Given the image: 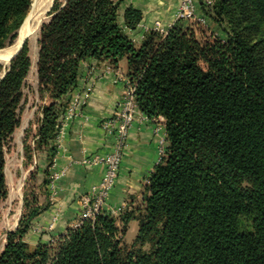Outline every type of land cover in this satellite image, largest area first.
Here are the masks:
<instances>
[{"label": "trees", "instance_id": "obj_1", "mask_svg": "<svg viewBox=\"0 0 264 264\" xmlns=\"http://www.w3.org/2000/svg\"><path fill=\"white\" fill-rule=\"evenodd\" d=\"M32 4L0 0V50L18 38ZM197 7L215 25L214 39L199 40L182 18L167 35L150 31L141 40L144 13L129 0H56L39 40L38 92L48 104L34 144L30 130L24 142L26 162L39 152L47 166L27 182L0 264H264V0H197ZM90 59L113 68L127 61L139 110L165 119L166 154L140 204L33 246L26 237L51 207L57 139ZM31 67L26 42L0 80V203ZM133 221L138 235L127 246Z\"/></svg>", "mask_w": 264, "mask_h": 264}, {"label": "crops", "instance_id": "obj_2", "mask_svg": "<svg viewBox=\"0 0 264 264\" xmlns=\"http://www.w3.org/2000/svg\"><path fill=\"white\" fill-rule=\"evenodd\" d=\"M129 2L144 13L140 26L142 29V25L152 27L156 22H161L166 27L173 25L177 21L181 0ZM126 80H129L126 60L120 62L119 68L94 59L82 63L79 82L71 96V104L78 102L77 114L70 119L65 114L56 143L58 152L51 168L52 183L49 186L51 207L34 221L26 237L31 245L49 241L55 244L79 222L85 198L90 196L92 188L101 181L104 174L102 166H85L80 163L89 156L112 152L115 140L104 130L103 122L113 117L119 109L126 92ZM25 103L26 100L23 101ZM33 115L37 121L33 122L32 117L27 118L26 125L21 129L25 136L29 130L34 137L37 134L39 107L33 110ZM146 117L137 116L130 128L119 178L104 212L121 214L144 199L150 175L160 162L161 140L167 137L165 119ZM16 132L18 129L14 135ZM25 136L21 142V169L26 173L24 183L21 184L22 191L31 174L39 169L44 170L47 166L46 154L39 152L34 154L31 162H26ZM34 137L29 138V144H34ZM56 175H60V178L53 179ZM21 207L23 209L24 202ZM20 217L21 215L16 219L15 227L6 231L4 244L7 242L8 232L18 228Z\"/></svg>", "mask_w": 264, "mask_h": 264}, {"label": "rangeland", "instance_id": "obj_3", "mask_svg": "<svg viewBox=\"0 0 264 264\" xmlns=\"http://www.w3.org/2000/svg\"><path fill=\"white\" fill-rule=\"evenodd\" d=\"M61 1H64V0H61ZM208 1L210 2L209 4L213 2V0H208ZM55 2L56 0H53V3L50 5V7H46L47 12L46 10L45 12L43 11V13L39 11L40 13L39 23H37L39 29L37 28L35 37L34 35H32L26 41L28 42L29 48H30L32 67H31L29 76L26 80V86L24 88V95H25L24 100H26V103L24 104V107L20 113L21 125L18 128V132H16L17 134L14 135L12 141L10 142L7 152H6L5 173H6L9 193H8L7 198L0 203V252L3 250L6 244V243L4 244L5 239H6V231L12 230L15 227L16 219L20 215L22 217L23 212H24V207L23 209L21 207V205L24 202V195H23L24 191H22L21 184L24 183L26 173L23 172L24 169H21V164H22V155H21L22 144L21 142L25 136V132L23 131L22 133L21 129L23 126L26 125L27 118L32 117L33 122L37 121V118L35 117V115H33L34 109H37V107H39V119H40L42 116L41 114L42 106L45 104H48V99L42 98L40 93L38 92V87H39L38 59H39V52H40L39 40L41 36L42 26L45 23L49 22L51 18L50 12L53 8L52 5L55 4ZM198 13H199L198 14L199 17L202 18L204 21H200L199 19H194V20H190L188 22L189 23L188 25L194 29L196 37L199 40H202L204 37L209 38V39H214L216 34L218 33L215 25L208 18H205L203 15H201L200 12ZM17 40L18 38L14 41L13 45L17 42ZM13 45L6 47V49L12 47ZM2 50H5V48ZM0 65H1V68H0V79H1L6 74V69L10 65V62H4L0 60ZM33 137H34L33 134L29 135V138H33ZM34 184L35 183H33L32 186ZM26 185L23 190H25ZM38 185H39V181H37L34 186L38 187ZM37 192H39L38 189H37ZM20 211H22V213ZM110 214L114 216L120 215V214L115 215L113 213H110ZM130 226L131 227H129L130 230H128V234L123 237L124 245H127V246H129L135 240V238L138 235V230H139V224L136 221H133Z\"/></svg>", "mask_w": 264, "mask_h": 264}, {"label": "built area", "instance_id": "obj_4", "mask_svg": "<svg viewBox=\"0 0 264 264\" xmlns=\"http://www.w3.org/2000/svg\"><path fill=\"white\" fill-rule=\"evenodd\" d=\"M208 3L210 2L208 1ZM198 14L197 0H181L177 12V20L184 18L204 21ZM171 27L172 25L166 27L161 22H156L152 27L142 25L143 33L139 38L143 40L146 33L150 31H157L165 36ZM77 106L78 102H74L69 106L66 118H73L77 114ZM139 115L144 114L138 108L135 87L130 80H126V92L119 109L113 117L103 122L104 130L115 140L112 152L106 155L95 154L89 156L80 163L85 166H102L104 168V174L101 181L92 188L90 196L85 198L83 213L75 228L81 226L85 220L94 219L98 214L104 212V207L119 178L125 150L128 146L130 128ZM159 118L164 119L163 117ZM160 144L159 155L161 160L166 154L167 137L163 138ZM57 178H60V175H56L55 178L53 177V179ZM113 214L116 215L115 212Z\"/></svg>", "mask_w": 264, "mask_h": 264}, {"label": "bare ground", "instance_id": "obj_5", "mask_svg": "<svg viewBox=\"0 0 264 264\" xmlns=\"http://www.w3.org/2000/svg\"><path fill=\"white\" fill-rule=\"evenodd\" d=\"M52 3H53V0H34V2L32 4L31 11H30V13L27 16L23 26L21 27V29L19 31L17 42L12 47H10L8 49L5 48V50L0 51V60H2L4 62H9V60L21 48L24 40L27 37H30L32 35H34V37H35V34L37 32L36 30L38 28L37 23H39V14H40L39 11H41L42 13H43V11L45 12L46 7H50V5ZM46 12H47V10H46Z\"/></svg>", "mask_w": 264, "mask_h": 264}, {"label": "water", "instance_id": "obj_6", "mask_svg": "<svg viewBox=\"0 0 264 264\" xmlns=\"http://www.w3.org/2000/svg\"><path fill=\"white\" fill-rule=\"evenodd\" d=\"M53 5H54V4H53ZM53 5H52V7H53ZM52 7H51V8H52ZM28 38H29V37H27V38L24 40V42H23L21 48H20V49L18 50V52H17V53H16V54H15V55L9 60V62H11V60H12V59H13V58H14V57L20 52V50L22 49V47L24 46V44L26 43V41H27ZM4 76H5V75H4ZM4 76H3V77H4ZM3 77H2V78H3ZM2 78H1V79H2ZM1 79H0V80H1Z\"/></svg>", "mask_w": 264, "mask_h": 264}]
</instances>
